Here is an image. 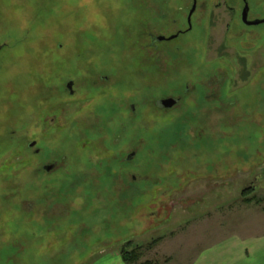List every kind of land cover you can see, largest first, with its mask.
Returning a JSON list of instances; mask_svg holds the SVG:
<instances>
[{
  "label": "rangeland",
  "instance_id": "1",
  "mask_svg": "<svg viewBox=\"0 0 264 264\" xmlns=\"http://www.w3.org/2000/svg\"><path fill=\"white\" fill-rule=\"evenodd\" d=\"M193 1L0 0V264H192L264 240V26L198 0L193 31L150 49Z\"/></svg>",
  "mask_w": 264,
  "mask_h": 264
},
{
  "label": "crops",
  "instance_id": "2",
  "mask_svg": "<svg viewBox=\"0 0 264 264\" xmlns=\"http://www.w3.org/2000/svg\"><path fill=\"white\" fill-rule=\"evenodd\" d=\"M207 254L199 257L192 264H264V240H240L226 243L218 248L210 246ZM110 256V255H109ZM92 264H126L121 255L104 258Z\"/></svg>",
  "mask_w": 264,
  "mask_h": 264
},
{
  "label": "flooded vegetation",
  "instance_id": "3",
  "mask_svg": "<svg viewBox=\"0 0 264 264\" xmlns=\"http://www.w3.org/2000/svg\"><path fill=\"white\" fill-rule=\"evenodd\" d=\"M197 2H198V0H197ZM242 2H243V6H242V8H239V9H236L237 10V12L238 13H236V14H238V19H239V21H240V23H242L243 25H244V27L245 28H248V29H251V28H259V27H261V26H264V24H260V25H258V26H255V25H246L245 23H244V21H243V12H244V8H245V3H244V1L242 0ZM193 4H194V1H193V3H192V5H191V7H190V10H189V14H190V12H191V10H192V7H193ZM233 4V3H232ZM248 4H249V12H248V21L249 22H255V21H263L264 20V17H251V16H253V14H254V10L251 8V6H250V3H249V0H248ZM233 9H235L234 7H232L231 6V10H233ZM196 12H197V7H196V10H195V12H194V14L192 15V17H191V19L189 20V14H188V18H187V21H186V24H181L180 26H179V28H178V32L176 33V34H172V35H170L169 37H166V36H164V35H154L153 33H149V38H150V44L148 45L149 47H150V49H152V50H156L157 51V49H158V47H159V45H161V44H164V43H169V42H172V41H174V40H177V39H179L180 37H183V36H185V35H187V34H189V33H191L192 31H193V29H194V25H193V17H194V15L196 14ZM235 10H233L232 11V13L236 16V14H235ZM236 18V17H235ZM177 22H178V20H175V23L177 24ZM190 22V23H189ZM185 28V29H184ZM239 35V34H238ZM172 36H176V38L175 39H173V40H165V41H162V42H158L157 41V39L158 38H160V37H165L166 39H168V38H170V37H172ZM244 36V35H243ZM237 39H233V45H232V48H237L239 45H237V47L236 46H234L235 44H237V41H236ZM245 42H247V37L245 36ZM223 48H224V46H223ZM101 82H103V83H107V82H109L108 81V79H105L104 81H100V83ZM69 83H71V82H69ZM68 83V84H69ZM72 83H73V85H72V89L71 90H69L68 89V84H67V89H68V91H69V93H70V95H74L75 94V90H74V86H75V84H74V82L72 81ZM95 85H97L98 83H94ZM204 84V82L202 83V85ZM205 85V87L206 86H208L209 88H211V84L208 82V83H205L204 84ZM207 88V87H206ZM189 91H190V89H189V87L187 86V88H186V90H185V92H186V94H188L189 93ZM213 93L211 94V96L209 97V98H211V97H213ZM184 98H183V96L181 97V96H179L178 98H174V97H168V98H165V99H160V100H158L157 102H156V107H157V103L158 102H160V101H168V103H172V106L171 107H165V108H163V109H160V110H164V111H173L174 109H176L179 105H180V103H181V101L183 100ZM158 108V107H157ZM131 109L134 111L135 110V107L134 106H132L131 107ZM36 144V143H35ZM37 154L38 153H40V150H37V152H36ZM135 157V156H134ZM134 159V158H133ZM132 159V160H133ZM132 160H129L128 159V161H132ZM51 166H53V168L51 169V171L52 170H54V169H56L58 166H57V164H53V165H44L43 166V170H45L46 172H48L47 171V168H49V167H51ZM50 171V172H51ZM134 179H136V178H134Z\"/></svg>",
  "mask_w": 264,
  "mask_h": 264
},
{
  "label": "water",
  "instance_id": "4",
  "mask_svg": "<svg viewBox=\"0 0 264 264\" xmlns=\"http://www.w3.org/2000/svg\"><path fill=\"white\" fill-rule=\"evenodd\" d=\"M243 1H244V3H245V8H244V12H243V21H244V23H245L246 25H255V26H258V25H260V24H264V20H263V21H255V22H249V21H248L249 4H248V0H243ZM196 7H197V0H194V4H193V7H192V10H191V12H190V14H189V20L191 19L192 15L194 14V12H195V10H196ZM189 23H190V22H189ZM175 38H176V36H172V37H170V38H168V39H166L165 37H160V38L157 39V41H158V42H162V41H165V40H169V41H170V40H173V39H175ZM72 85H73L72 82L68 84V89H69V90L72 89ZM171 106H172V103H168V101H160V102L157 103V107H158L159 109H163V108H165V107H171ZM35 145H36V144L33 143V144L30 145V147L32 148V147H34ZM134 156H135L134 154L131 155V156L129 157V160H132V159L134 158ZM52 168H53V166L47 168V171L50 172Z\"/></svg>",
  "mask_w": 264,
  "mask_h": 264
},
{
  "label": "trees",
  "instance_id": "5",
  "mask_svg": "<svg viewBox=\"0 0 264 264\" xmlns=\"http://www.w3.org/2000/svg\"><path fill=\"white\" fill-rule=\"evenodd\" d=\"M121 257L125 263L134 264V263H137L139 261V251H138V249H136L134 251H127V249H124L121 252ZM145 264H154V263L146 262Z\"/></svg>",
  "mask_w": 264,
  "mask_h": 264
}]
</instances>
